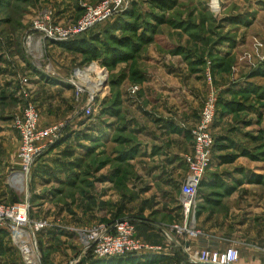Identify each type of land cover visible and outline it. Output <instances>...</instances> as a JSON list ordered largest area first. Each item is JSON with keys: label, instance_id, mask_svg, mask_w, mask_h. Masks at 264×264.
Here are the masks:
<instances>
[{"label": "rangeland", "instance_id": "rangeland-1", "mask_svg": "<svg viewBox=\"0 0 264 264\" xmlns=\"http://www.w3.org/2000/svg\"><path fill=\"white\" fill-rule=\"evenodd\" d=\"M100 1L0 0V202L27 204L46 222L31 257L8 238L0 264H201L186 252L190 226L238 248L236 264H264V0H172L164 9L128 0L87 35L113 46L110 34L132 35L113 24L136 23L130 59L92 58L32 30L44 12L74 26L85 3ZM210 98L213 169L187 212L185 178L175 175L186 162L173 165L171 133L192 136ZM28 103L41 128L64 127L24 181L14 119ZM126 218L152 249L135 258L84 251L86 229Z\"/></svg>", "mask_w": 264, "mask_h": 264}, {"label": "built area", "instance_id": "built-area-1", "mask_svg": "<svg viewBox=\"0 0 264 264\" xmlns=\"http://www.w3.org/2000/svg\"><path fill=\"white\" fill-rule=\"evenodd\" d=\"M126 2L128 0H101L96 4L85 3V14L74 26H62L52 20L50 12H44L34 21L32 30L41 32L44 37L68 40L112 18ZM216 116L215 100L210 98L205 103L198 122L192 128L193 148L184 156L188 174L182 184L183 202L187 212L196 205L199 185L214 155L216 141L213 125ZM39 119V110L33 103H28L22 114L14 119V125L20 134L19 155L22 163L20 173L24 181L31 176L37 158L47 150L49 141L64 127L63 124H53L41 128ZM45 224L44 221L31 219L27 204L0 202V231L4 228L8 230L10 240L19 245L25 259L33 254L32 246L36 245V234ZM184 230L190 238L198 239L202 235V232L195 226L185 227ZM204 239L207 240V238ZM82 244L84 251H92L97 257L138 254L152 249V246L139 237L135 223L127 218L110 223H99L86 229L83 232ZM203 244L204 246L196 249L190 245L186 247V252L193 262L236 264L240 259V251L236 247L221 250L209 243Z\"/></svg>", "mask_w": 264, "mask_h": 264}, {"label": "trees", "instance_id": "trees-1", "mask_svg": "<svg viewBox=\"0 0 264 264\" xmlns=\"http://www.w3.org/2000/svg\"><path fill=\"white\" fill-rule=\"evenodd\" d=\"M153 1L155 2V5H157L161 9H164L170 6L169 1H172V0H153ZM132 15L134 16L135 14H132ZM128 24H129L128 28H125L123 24H120L118 22L113 24V29L115 30L129 29L132 31V35H124L122 37H118V36H114L113 34H110L111 35L110 39L112 41L113 46H109L106 43H104L105 45L101 48L95 45L96 43L95 41L101 42L99 34L94 33L91 36L87 35L89 32L97 29L101 24H98L97 26H95L94 28L90 29L89 31L83 34H79L77 36H74L73 38H70L68 40L61 42L60 45L66 49L83 53L86 56H89L92 58H98L101 55L103 56V51H106V53L104 52L106 59H108L109 57L116 56L117 53L119 52L121 53V56H123V58L130 59L132 58V54L136 51V46H137L134 41V38L141 39V34L139 33V26L136 23L131 22ZM217 116H218V112H217ZM215 141H217L216 137H215ZM215 147H216V142H215L214 150H215ZM204 179L205 177L202 179L199 185V190L206 185ZM8 238H9L8 230L6 228L1 229L0 231V251L4 243H6L7 241L6 239ZM136 256H138L137 253H127L120 257L135 258Z\"/></svg>", "mask_w": 264, "mask_h": 264}, {"label": "crops", "instance_id": "crops-1", "mask_svg": "<svg viewBox=\"0 0 264 264\" xmlns=\"http://www.w3.org/2000/svg\"><path fill=\"white\" fill-rule=\"evenodd\" d=\"M196 122H193L192 125L188 128H192V126L195 124ZM172 135H177L179 138L177 140V142L175 143V150L173 151V154H176V158L173 160V165H175L176 163H179L180 162V157L183 158L185 156L186 153L190 152L193 148V138L192 136H186L184 135L183 133H171ZM184 159V158H183ZM211 165V164H210ZM211 169L212 166H209V168L207 169L206 171V174H205V177H208L211 173ZM179 174V177L181 178H185L187 177V174H188V167H187V164H186V168H183V167H180L177 169V172L175 175ZM184 179V181H185ZM183 181V182H184ZM183 184V183H182ZM142 228H140L141 230ZM145 230V228H143ZM138 233V231H137ZM149 234H152V235H155L154 233H150L148 232ZM139 235V234H138ZM212 238H207V240L203 239V238H192L191 241H190V245L192 248H200L202 246H204L203 243H209V245H212L213 247H218L220 248L221 250H224L226 248H223L221 246V243L219 241V239L216 237V236H211ZM229 248V247H227Z\"/></svg>", "mask_w": 264, "mask_h": 264}, {"label": "bare ground", "instance_id": "bare-ground-1", "mask_svg": "<svg viewBox=\"0 0 264 264\" xmlns=\"http://www.w3.org/2000/svg\"><path fill=\"white\" fill-rule=\"evenodd\" d=\"M22 179V178H21ZM21 179H19V180H21ZM22 181V180H21Z\"/></svg>", "mask_w": 264, "mask_h": 264}, {"label": "water", "instance_id": "water-1", "mask_svg": "<svg viewBox=\"0 0 264 264\" xmlns=\"http://www.w3.org/2000/svg\"><path fill=\"white\" fill-rule=\"evenodd\" d=\"M187 245H188V243H187Z\"/></svg>", "mask_w": 264, "mask_h": 264}]
</instances>
